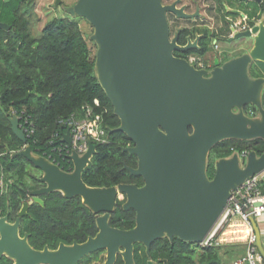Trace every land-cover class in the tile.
<instances>
[{"label":"water","instance_id":"water-1","mask_svg":"<svg viewBox=\"0 0 264 264\" xmlns=\"http://www.w3.org/2000/svg\"><path fill=\"white\" fill-rule=\"evenodd\" d=\"M60 2L55 0V5ZM62 8L93 27L89 38L96 45L94 72L119 118V125L107 131H121L129 138L131 144L122 150L135 155L136 166L123 167L140 176L143 184L86 185L81 175L92 163L97 147L91 141L81 156L75 151L68 155L71 171L34 152L30 145L12 152L40 170L35 179L42 186L30 190V199L22 203L14 221H9L8 212L0 213V257L10 258L12 264H77L93 251L105 249L101 264H114L117 253L123 264H134L135 243L144 246L147 256L151 243L158 238L172 241L176 236L201 243L231 191L249 176L264 172L263 149L260 155L253 150L245 155L235 151L219 158L212 178L206 174L208 153L218 142L254 138L264 142V71L261 69L263 76L256 77L248 71L252 63H264V16L246 32L252 37L247 53L206 71L173 55L176 45L169 38L166 17L170 7L162 0H76ZM0 27L8 25L0 22ZM247 104L256 109L255 115L244 111ZM8 121L14 135L24 143L16 115ZM62 141L70 144L68 128L62 133ZM53 191L65 198L79 196L96 214L98 230L94 236L80 243L61 242L56 249H35L28 242V234H19L20 218L28 205L43 204L40 195ZM118 194L124 197L122 208L135 211L131 228L109 224ZM249 221L254 245L264 260L261 232L253 216Z\"/></svg>","mask_w":264,"mask_h":264},{"label":"trees","instance_id":"trees-1","mask_svg":"<svg viewBox=\"0 0 264 264\" xmlns=\"http://www.w3.org/2000/svg\"><path fill=\"white\" fill-rule=\"evenodd\" d=\"M34 0H0V177L4 186L0 193V213L8 212L9 221H14L23 202L29 200L30 190L42 183L32 174L34 167L26 158L12 155L22 142L14 135L8 118L10 109H24L35 124L36 143H30L34 152L42 154L45 141L59 131L58 120L70 114L84 115L87 105L94 104V112L101 113L105 128H116L119 118L101 88L94 72V58L75 18L53 17L41 28L38 35L30 29L32 15L30 5ZM264 16V0L251 1L250 17L253 23ZM260 70L250 68V76L256 77ZM264 101V99H263ZM244 111L255 115L256 109L247 104ZM107 132V141L97 144L92 163L82 172V180L88 186L107 187L119 183L141 185L140 176L132 175L123 167L136 166V157L122 150L131 144L121 131ZM264 142L260 138L249 140L224 139L215 144L208 153L206 174L212 178L217 159L228 157L233 152L255 151L260 155ZM70 162L63 161V170H70ZM31 168V170H30ZM264 192V183L262 182ZM43 204L32 202L27 213L20 218L19 234H28V242L35 249H55L59 243L83 242L97 232L95 214L82 204L79 196L65 198L61 192L53 191L40 195ZM123 200H118L109 218L113 227L128 229L135 224V211L123 209ZM240 220L227 223L238 228ZM226 225V226H227ZM243 226L247 229L246 225ZM248 230V229H247ZM249 231V230H248ZM218 238V236H217ZM245 239L235 236L227 240L218 238L217 243L202 246L183 241L174 236L158 238L150 245L149 256L141 243L133 248L134 264H228L236 258L232 253L243 248ZM242 252V251H240ZM97 256L83 258L82 264H93ZM6 256L0 264H11ZM114 264H123L118 256Z\"/></svg>","mask_w":264,"mask_h":264},{"label":"flooded vegetation","instance_id":"flooded-vegetation-1","mask_svg":"<svg viewBox=\"0 0 264 264\" xmlns=\"http://www.w3.org/2000/svg\"><path fill=\"white\" fill-rule=\"evenodd\" d=\"M162 3L170 7L166 11V17L169 38L174 39L176 45L173 55L206 71L232 57L247 53L252 46V37L246 32L262 17L261 15L259 19L251 22L250 0H162ZM177 10L182 15H179ZM259 64L252 63L248 71L250 72L252 66H257L260 70L258 76H263L261 69H264V63ZM120 196L122 195L118 194L116 197L115 207L117 201L121 200ZM122 200L124 201L123 196ZM92 254L97 256L92 263L101 264L105 259L106 250L98 249L87 256ZM100 255H103V258ZM118 256L121 255L117 253L116 259ZM83 258L77 264H82Z\"/></svg>","mask_w":264,"mask_h":264},{"label":"built area","instance_id":"built-area-1","mask_svg":"<svg viewBox=\"0 0 264 264\" xmlns=\"http://www.w3.org/2000/svg\"><path fill=\"white\" fill-rule=\"evenodd\" d=\"M94 104L99 105L98 100L95 99ZM94 104L85 107L82 117L70 114L60 118L58 120L60 124L59 131L54 132L45 141V144L42 146V154L40 155L57 164L60 168L61 162H70V170L67 171H71L72 161L68 159V155H70L72 151L77 152V154L81 156L88 149V141L94 144L106 142L107 128L102 125L103 118L101 113L94 112ZM13 114L18 118L19 127L25 136V142L22 143L21 148L30 145V143H36L35 124L31 116L27 114L24 109L17 112L15 109L11 108L10 116ZM67 128L71 135L70 144L62 141V133L65 132ZM240 154L245 155L247 151ZM263 180L264 172L253 174L246 178L237 189L231 191V195L221 215L214 224L212 230L201 242L202 246L217 243V234L219 230L232 220H240L247 226L249 234L245 242V251L243 255L233 260L232 264H264L262 256L254 245L255 237L249 221L250 216L257 219L264 214ZM3 186L4 182L2 177H0V193L3 191Z\"/></svg>","mask_w":264,"mask_h":264},{"label":"rangeland","instance_id":"rangeland-1","mask_svg":"<svg viewBox=\"0 0 264 264\" xmlns=\"http://www.w3.org/2000/svg\"><path fill=\"white\" fill-rule=\"evenodd\" d=\"M75 1L76 0H61L60 4L56 6L55 0H34V2L29 7L31 8V13H32L31 17L29 18L30 19V29H31L32 34L38 35L41 31V28L44 26V24L53 17H63V16L72 17L63 10L62 6L71 5ZM72 18H75L78 21L79 27L93 55L96 50V45L89 38L93 32L92 25L82 17H72ZM256 63L259 64L260 62L258 61ZM32 171H33L32 174H34L35 176L40 175L39 169L33 167ZM119 198L122 200V196H120ZM239 224L240 226H238V228H232L226 224L227 226L225 225L221 230H219L217 234L218 238H221V240H227L229 238H232V236L233 237L235 236L236 239L243 238L246 241L247 235L249 233V231L247 230L248 228L246 229L243 226L244 223L242 221H239ZM199 244L202 245L201 243ZM244 248H245V245L243 244L242 249ZM100 257L103 258V255H100Z\"/></svg>","mask_w":264,"mask_h":264},{"label":"crops","instance_id":"crops-1","mask_svg":"<svg viewBox=\"0 0 264 264\" xmlns=\"http://www.w3.org/2000/svg\"><path fill=\"white\" fill-rule=\"evenodd\" d=\"M256 222H257V225H258L259 230L261 232V240H262V244L264 246V214H262L260 217H258L256 219ZM245 242L246 241L244 240V242H243L244 245H245ZM240 251H242V252H240ZM244 251H245V248L244 249H242V248L241 249H238V250H236L235 252L232 253V256L235 253L236 258H238L239 256L243 255ZM236 258L230 259V261L228 262V264H232L233 260H235Z\"/></svg>","mask_w":264,"mask_h":264}]
</instances>
